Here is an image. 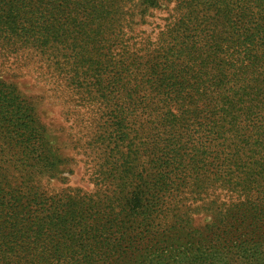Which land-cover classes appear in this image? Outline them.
<instances>
[{
	"label": "trees",
	"instance_id": "obj_1",
	"mask_svg": "<svg viewBox=\"0 0 264 264\" xmlns=\"http://www.w3.org/2000/svg\"><path fill=\"white\" fill-rule=\"evenodd\" d=\"M113 1L45 0L43 6L40 0H0V23L11 31L17 28L36 35L42 42L59 43L61 38L66 41L72 34L100 26L111 13L107 6ZM174 1L172 23L160 31L150 52L134 50L135 65L122 62L115 72L113 62L102 66L103 46L94 44L91 54L97 55V60L88 57L85 61L86 36L85 43L78 39L72 47L75 69H81L77 64L84 60V71L97 84L102 73L107 69L112 72L102 90L103 99L112 105L111 125H116L109 132L114 134V139H109L113 145L110 152L128 162V155L135 154L136 146L145 144L143 138L148 137L150 144L170 154L173 169L183 167V155L191 159L197 153L204 173L216 174L213 166H223L227 179H239L241 191L253 190L255 203H264V156H254L264 149V0ZM92 32L90 40L97 36ZM119 83L124 89L122 103L114 101L113 89ZM133 100L138 101L139 118L146 119L138 126L132 124ZM8 110L12 114L7 121L10 128L24 136L27 148H33L35 128L25 121L16 122L15 111L0 103V112ZM135 138L138 142L131 143ZM9 141L14 142L12 137ZM121 147H127L126 151ZM237 153L251 156L242 159ZM132 161L127 163L129 169ZM136 164L142 167V163ZM233 168H245L243 176L227 171ZM140 173L129 172L131 176ZM171 184L173 181L160 185L166 197L172 192H168ZM139 199L137 192L128 199L130 211L136 212ZM163 204L159 197L153 201L154 217L165 214ZM113 209L102 199L43 196L33 187H18L0 179V264H106L113 254L105 250V234L113 226L122 232L114 223ZM251 209L244 211L245 218L264 216L256 204ZM240 228L237 224L223 229L224 237ZM245 232L249 238L228 251L217 246L215 250L158 254L152 240H147L141 243L139 257L145 264H232V260L235 264H264V225Z\"/></svg>",
	"mask_w": 264,
	"mask_h": 264
},
{
	"label": "rangeland",
	"instance_id": "obj_2",
	"mask_svg": "<svg viewBox=\"0 0 264 264\" xmlns=\"http://www.w3.org/2000/svg\"><path fill=\"white\" fill-rule=\"evenodd\" d=\"M40 1V5H46L45 0ZM174 5V0H114L107 6L111 13L101 20L100 26L85 25L92 30L72 34L66 41L61 38L59 43L42 42L36 35L24 34L17 28L11 31L0 23V100L4 99L0 103L15 111L16 122L32 125L36 137L33 148H27L24 136L14 133L7 123L12 119L11 112H0V179L18 187H33L43 196L79 200L91 197L111 203L112 212L116 213L114 223L120 225L122 232L113 226L105 234L103 245L113 254L106 264H145L139 256L141 243L147 240H152L158 254L215 250L217 246L228 251L249 238L245 232L248 228L264 225V216L259 220L244 216L245 210H254V204L264 214V203H255L254 191H241L237 186L240 180L227 179L223 166H213L216 174L204 173L197 163V153L191 159L183 155V167L173 169L170 154L144 137L146 143L135 148L138 152L131 147L136 153L128 155V162L133 159L129 169L120 154L110 152L113 145L109 139L113 140L114 134L109 132L116 125H111L112 105L103 99L102 90L112 72L107 69L97 84L84 71V60H97V55L91 54L94 44L103 46L104 57H99L104 61L102 66L113 62L115 72L122 62L132 61L135 65L134 50L150 52L160 31L172 23ZM92 31L97 36L90 40ZM84 36L88 40L82 53L85 59L76 63L82 66L76 70L72 47L78 39L85 43ZM113 90L114 101L124 102L122 84ZM137 102L130 104L134 126L146 121L139 118ZM133 142H138V138L131 139ZM126 149L121 147L123 152ZM240 154L237 156L242 159L251 156ZM254 154L261 158L264 149L261 147ZM137 161L142 167L135 166ZM244 169L227 171L242 177ZM132 171L141 173L131 176ZM171 181L168 192H172L166 197L160 192V185ZM134 192L140 197L137 215L127 205ZM157 197L164 203L165 214L161 217H154L152 211ZM237 224L241 228L237 232L231 230L225 238L223 229L236 228ZM230 263L235 264L233 260Z\"/></svg>",
	"mask_w": 264,
	"mask_h": 264
}]
</instances>
